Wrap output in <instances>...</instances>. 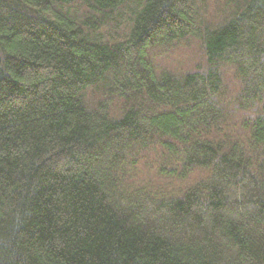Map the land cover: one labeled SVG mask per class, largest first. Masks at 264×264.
<instances>
[{
	"label": "trees",
	"instance_id": "1",
	"mask_svg": "<svg viewBox=\"0 0 264 264\" xmlns=\"http://www.w3.org/2000/svg\"><path fill=\"white\" fill-rule=\"evenodd\" d=\"M0 264H264V0H0Z\"/></svg>",
	"mask_w": 264,
	"mask_h": 264
},
{
	"label": "rangeland",
	"instance_id": "2",
	"mask_svg": "<svg viewBox=\"0 0 264 264\" xmlns=\"http://www.w3.org/2000/svg\"><path fill=\"white\" fill-rule=\"evenodd\" d=\"M173 60V59H172Z\"/></svg>",
	"mask_w": 264,
	"mask_h": 264
}]
</instances>
